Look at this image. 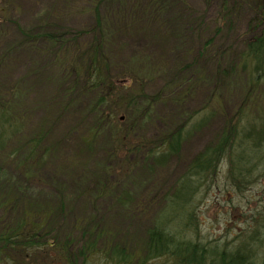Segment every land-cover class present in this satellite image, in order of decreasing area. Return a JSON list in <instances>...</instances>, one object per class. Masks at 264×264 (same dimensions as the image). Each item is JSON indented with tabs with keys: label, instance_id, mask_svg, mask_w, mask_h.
<instances>
[{
	"label": "rangeland",
	"instance_id": "rangeland-1",
	"mask_svg": "<svg viewBox=\"0 0 264 264\" xmlns=\"http://www.w3.org/2000/svg\"><path fill=\"white\" fill-rule=\"evenodd\" d=\"M256 4L257 0H0V98L18 95L19 101L13 98L11 103L16 108L20 103L29 117L28 137L39 130L45 134V162L37 172L32 165L26 171L40 193L31 194L37 206L44 193L64 194L65 224L83 218L87 228H107L140 253L146 230L168 212L165 196L226 122L236 121L241 112L258 124L264 122V76L257 77L249 62L243 68L239 57L244 41L259 29ZM227 11L230 22L221 25L219 19ZM101 35L115 82L107 95L125 96L122 84L133 81L132 86L156 99V106L149 121L137 124L121 142L116 132L127 127L126 112L113 102L106 111H117L124 124L103 126L95 144L87 147L84 140L94 119L91 98L84 96L72 74L78 56L68 58L65 48L74 46L83 54L88 49L78 50V41L92 43ZM56 36L72 41L64 46ZM208 38L213 45L201 54ZM63 48L66 57L59 58ZM202 119L206 123L164 167L155 172L143 167L141 155L158 143L156 136ZM125 191L132 199L121 204L117 196ZM195 206L196 226L185 230L183 222L182 235L234 248L257 231L256 262L264 261V175L237 191L223 162L217 181L201 188ZM65 232L57 243L65 242ZM85 240L76 236L75 244ZM101 248L99 243L90 264H105ZM66 259L41 249L17 255L15 264H70Z\"/></svg>",
	"mask_w": 264,
	"mask_h": 264
},
{
	"label": "trees",
	"instance_id": "trees-1",
	"mask_svg": "<svg viewBox=\"0 0 264 264\" xmlns=\"http://www.w3.org/2000/svg\"><path fill=\"white\" fill-rule=\"evenodd\" d=\"M256 9L259 29L251 32L244 41L239 57L243 68L249 62L257 77H263L264 0H257ZM95 13L96 23L100 28L102 16L98 5ZM229 18L227 11L226 16L219 19V23L228 24ZM55 41L68 46L67 43L70 44L72 40L56 36ZM213 41L208 38L204 43L203 53H200L206 54ZM106 45L107 42L101 35L92 43L85 39L78 41V50L88 49L83 54L75 52L74 46L72 49L64 47L67 49V57L70 54L68 58L73 53L78 56L75 58L72 74L78 77H74V80L78 79V87L83 88L84 96L89 95L91 98L90 114L94 119L90 134L84 140L87 147L95 144L103 126L124 124L117 111H106V107L113 102L115 105L121 104L126 112L124 122L127 127L116 132V138L121 142L128 139V133L137 124L149 121L156 106V99L146 96L144 89L139 91L132 86L133 81L122 84L125 96L114 98L107 95L115 82L104 50ZM64 48L59 58L66 57L63 54ZM13 98L19 101L18 95L0 98V264H15L17 255L29 256L34 250L41 249L57 252L67 258L70 264H90L96 256L99 243L104 251L105 264H258L256 246L253 245L260 239L257 231L250 236L248 233L249 238L234 248H220L217 244H203L198 239L182 235L186 232H183L181 225L184 222L185 230L196 226L198 217L195 202L204 185L208 188L217 181L223 162L227 164L230 184L237 191L250 186L264 175V122L258 124L242 112L236 121L231 119L226 122L224 129L214 140L190 161L186 172L165 196L168 202L166 216L146 230L145 243L141 252L136 253L130 250V243L118 240V235L109 229L100 228L96 224L88 225L90 228H87L88 223L83 218L65 224L68 213L65 204L67 196L64 194L54 195L55 191H50V195L44 193L42 205L37 206L38 201L35 202L31 194L39 190L31 184L32 173L29 175L26 171L30 168L28 165H32V170L37 172L45 162L41 154L45 134L39 130L28 137L29 117L20 108V103L19 106L16 105L17 108L15 103H11ZM203 123H206V119L189 125L184 123L156 136L158 143L141 155L143 167L152 172L164 167L172 157L179 154L183 143ZM143 141L141 145H145ZM34 154L37 155L35 160ZM13 167L17 169L13 170ZM131 197L132 193L125 191L117 196V201L126 204L131 201ZM64 232L65 242L57 243L56 240ZM52 233H55L53 238ZM76 236L86 240L81 245L79 241L75 244ZM71 258L76 261H70ZM259 264H264V261Z\"/></svg>",
	"mask_w": 264,
	"mask_h": 264
}]
</instances>
